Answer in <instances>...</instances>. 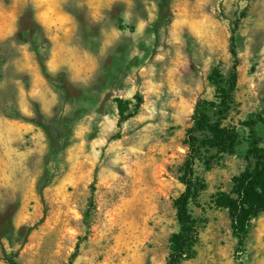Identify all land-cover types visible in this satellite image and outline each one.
<instances>
[{
    "label": "rangeland",
    "instance_id": "374dc122",
    "mask_svg": "<svg viewBox=\"0 0 264 264\" xmlns=\"http://www.w3.org/2000/svg\"><path fill=\"white\" fill-rule=\"evenodd\" d=\"M158 3L0 0V225L17 264H169L190 167L198 236L179 264H264V211L239 249L229 207L252 128L264 147V0H171L162 25ZM234 31L237 87L209 108ZM198 105L217 147L189 143Z\"/></svg>",
    "mask_w": 264,
    "mask_h": 264
},
{
    "label": "trees",
    "instance_id": "16d2710c",
    "mask_svg": "<svg viewBox=\"0 0 264 264\" xmlns=\"http://www.w3.org/2000/svg\"><path fill=\"white\" fill-rule=\"evenodd\" d=\"M159 25L169 22L171 14V0H159ZM243 12L242 15L236 21L238 23L246 16ZM236 31L233 32L231 37V53L234 57V66L231 77L226 80L222 72L216 68L212 72L211 80L217 88V93L222 94L220 103L203 101L201 104H206L209 108H227L229 106L231 95L235 92L238 81L237 69L239 65V53L236 45ZM224 86V87H223ZM221 92V93H220ZM138 103L136 110L141 108L143 102L140 94L137 95ZM202 105H198L195 115L193 117L194 124L189 129V143L192 148H195L198 143L197 133H206V136H213L216 138V142L208 144L209 148L218 146L220 139H223L224 131L211 129L208 125V118L203 111H200ZM131 117V116H130ZM128 119V118H127ZM125 119V120H127ZM252 143L251 154L256 160V165L252 171L243 173L240 177H237V190L235 194L237 198L230 199L229 207L232 213V227L239 238V249L245 245L246 238L248 236L251 221L259 213L264 211V147L260 146V143L256 137V131L251 129ZM210 134V135H207ZM194 171L190 167L188 176L184 183L186 190L181 195L178 209L177 220L181 226V230L175 233L171 238L172 254L169 264H179L180 261L187 255L189 247L195 242L198 236V228L195 222L189 216V205L192 199L197 198V192L201 189L194 184L193 180ZM196 191V192H195ZM11 223L6 221L1 224L0 230V244L3 245V239L11 229ZM4 247V245H3ZM4 255L9 264H17V254H9L4 247Z\"/></svg>",
    "mask_w": 264,
    "mask_h": 264
},
{
    "label": "clouds",
    "instance_id": "9594fccd",
    "mask_svg": "<svg viewBox=\"0 0 264 264\" xmlns=\"http://www.w3.org/2000/svg\"><path fill=\"white\" fill-rule=\"evenodd\" d=\"M46 2H48V0H38L39 4H43V3H46Z\"/></svg>",
    "mask_w": 264,
    "mask_h": 264
}]
</instances>
